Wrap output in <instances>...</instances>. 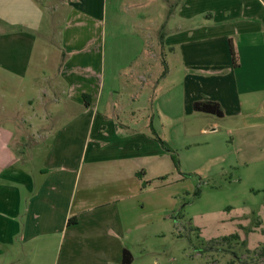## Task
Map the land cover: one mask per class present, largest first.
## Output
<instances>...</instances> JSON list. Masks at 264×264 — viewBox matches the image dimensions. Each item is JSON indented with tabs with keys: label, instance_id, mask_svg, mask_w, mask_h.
I'll return each instance as SVG.
<instances>
[{
	"label": "crops",
	"instance_id": "0c3cea01",
	"mask_svg": "<svg viewBox=\"0 0 264 264\" xmlns=\"http://www.w3.org/2000/svg\"><path fill=\"white\" fill-rule=\"evenodd\" d=\"M165 1L160 53L178 67L172 88L192 106L218 103L223 117L210 116L232 125L238 164L264 170V0ZM104 12L105 0H0V101L13 106H0L1 263L22 253L38 264H122L128 251L131 264H162L154 243L170 218L143 182L163 176L167 156L147 106L113 102L122 50L107 44ZM147 12L133 15L141 34ZM56 13L59 46L42 35L52 19V36ZM129 48V66L143 60L141 37ZM137 65L133 101L149 80L147 62Z\"/></svg>",
	"mask_w": 264,
	"mask_h": 264
},
{
	"label": "rangeland",
	"instance_id": "374dc122",
	"mask_svg": "<svg viewBox=\"0 0 264 264\" xmlns=\"http://www.w3.org/2000/svg\"><path fill=\"white\" fill-rule=\"evenodd\" d=\"M167 3L165 0H105L104 12L107 44L115 40L122 50L116 56L120 57V81L119 93L113 102L125 110L146 105L154 121L153 129L179 160L177 171L170 153L155 139L166 153L164 164L168 167H164L163 176L149 181L148 197L170 219L164 225L165 238L154 243V252L159 253L162 264H264V170L256 164L250 168L238 164L243 145L228 133L232 126L228 119L194 111V98H183L172 88L178 67L172 64L173 59L167 53H160ZM146 10L148 16L142 24L146 29L141 34L137 22L142 18L133 15ZM54 17L52 36L48 32L52 19L48 25L45 23L42 35H48L59 46L64 24L57 13ZM137 36L146 46L144 58L138 62H147L149 80L145 84L140 82L145 90L133 101L132 95L136 92L128 82L132 75L145 73L138 70L137 61L129 66L133 57L129 47L134 45ZM40 38L42 46L44 37ZM56 48L54 45L48 48L50 57L55 56ZM114 69L107 66V74H112ZM165 69H171L167 77L162 76ZM43 70L46 74L53 73L52 61ZM26 100V95L19 99L20 105L24 102L20 113L23 118L31 115ZM0 106L13 108L5 100L0 101ZM232 235L237 239L223 241ZM9 258V264H38L37 259L22 253ZM0 264L6 263L0 259Z\"/></svg>",
	"mask_w": 264,
	"mask_h": 264
},
{
	"label": "trees",
	"instance_id": "16d2710c",
	"mask_svg": "<svg viewBox=\"0 0 264 264\" xmlns=\"http://www.w3.org/2000/svg\"><path fill=\"white\" fill-rule=\"evenodd\" d=\"M168 69H165L164 72L162 73V76H164L167 73ZM83 98L85 100V104L88 107L89 104L87 103L88 99L90 98L88 95H83ZM193 109L196 112H200V113H205V114H209V115H215L217 117H223V111L220 107V105L216 102H196L193 105ZM152 134L154 136V139H156L160 145L171 155V159L173 162V165L175 167V169L177 171H179V160L176 157L175 153L170 150L167 146V144L156 134L154 129H151ZM137 176L139 179H143V173L142 172H138ZM150 182H143V187H146ZM237 236L232 235L228 238H225L223 241H231V240H236ZM133 261V257L132 254L128 251H125L123 254V262L122 264H131Z\"/></svg>",
	"mask_w": 264,
	"mask_h": 264
}]
</instances>
